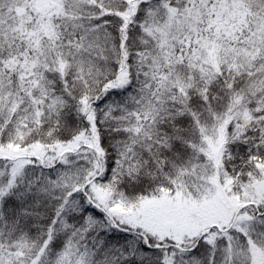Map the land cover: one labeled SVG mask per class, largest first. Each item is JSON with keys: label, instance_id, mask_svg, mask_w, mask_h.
Returning <instances> with one entry per match:
<instances>
[{"label": "snow or ice", "instance_id": "6c2138e0", "mask_svg": "<svg viewBox=\"0 0 264 264\" xmlns=\"http://www.w3.org/2000/svg\"><path fill=\"white\" fill-rule=\"evenodd\" d=\"M0 264H264V0H0Z\"/></svg>", "mask_w": 264, "mask_h": 264}]
</instances>
